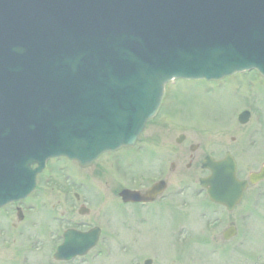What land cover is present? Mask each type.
Returning <instances> with one entry per match:
<instances>
[{"label": "water", "instance_id": "1", "mask_svg": "<svg viewBox=\"0 0 264 264\" xmlns=\"http://www.w3.org/2000/svg\"><path fill=\"white\" fill-rule=\"evenodd\" d=\"M253 69L264 77V0H0V208L32 192L48 159L86 168L133 146L168 81ZM202 167L210 199L232 209L246 187L233 160ZM162 188L119 196L146 201ZM66 234L55 258L85 254L97 237Z\"/></svg>", "mask_w": 264, "mask_h": 264}, {"label": "rangeland", "instance_id": "2", "mask_svg": "<svg viewBox=\"0 0 264 264\" xmlns=\"http://www.w3.org/2000/svg\"><path fill=\"white\" fill-rule=\"evenodd\" d=\"M243 76L238 75L220 84L210 85L203 81L177 80L166 85L167 90L163 98V104L157 115L147 124L138 138L134 151L141 148H149L147 145L150 135L159 133L160 135L156 137L161 138V142H163L161 147L165 149L173 147L177 151L185 150L188 153L190 144L198 145L199 149L194 153L197 166L205 155H211L218 159L223 156L224 151H230L237 158L236 160L243 173L247 174L258 170L264 163V140L251 148L249 152H241L237 150V146L241 147V143H244L242 139L245 137V133L264 132V81L259 80L258 75L255 73ZM247 84L253 86V89L245 88ZM244 109L251 112V117L247 124L239 125L236 117ZM231 118L232 121H230ZM181 134L185 135V141L177 145L175 140ZM232 137L235 138V142L231 141ZM149 146L154 147L152 145ZM123 154L125 158L129 157L128 152ZM107 159V156L101 157L90 168L81 170L73 162L69 163L64 159L49 161L47 165V211L49 210L50 215L54 218V221L48 227L50 228L49 245L52 238L51 247L54 245L57 233L69 224L84 222L90 223V225H100L98 219L104 224L108 216H103V214H106L107 211L117 220L120 213L119 209L122 211L130 210L114 201L117 198L115 191L119 188L137 189L139 186L135 187L129 180L136 176L135 170L141 172L147 164H141L144 161L133 162L134 169H123L125 178L119 179V182L114 184L109 175H105V177L103 175V177L98 178L93 175L99 169L100 171H106L107 168L112 167ZM177 171L169 177V179H172L169 184L170 189L172 186L175 187L176 180H188L193 189L191 194H194L195 191L194 195H197L198 179L204 176V172L200 170V167L193 166L190 171H187L182 166ZM152 172L147 174L155 173V171ZM143 182L139 183L142 184ZM114 185L117 186L115 187ZM39 191L42 192L44 190L41 188ZM39 191L33 195L35 197L31 198L30 201L35 202L38 199ZM75 193L79 195L82 201H85L89 209L88 215L80 216L77 213L76 205L73 208V196ZM168 193H165V196ZM191 194L189 193L188 195ZM96 198L102 199L103 202L96 205L94 202ZM195 206L203 207L207 206V204L200 199ZM158 207L156 206L144 214L147 215L149 223L157 224L160 230L157 238L153 236V239L148 240L135 235L138 238L137 241H134L135 238L133 236L127 239L132 233L127 231L124 233L122 231V234H120L119 231V241L114 242L115 246L109 259L108 257L103 258L100 256L87 260L86 263L75 261L71 264H132L133 254L135 255L139 252L146 254L137 256L141 260L145 258L154 259V256L150 254H156V256L164 258L174 257L176 259H168L169 261L163 264H171L172 262L174 264H193L187 260V253L194 257V264H264V183L249 190L237 209L225 214V223L213 232L215 235L212 234L213 237H218L223 229L228 227L226 224L233 222L237 231H240L241 235L245 236L244 246L233 254L230 253V250L226 251L227 249H223L224 246L221 245H216L218 248L212 249L210 247L192 246L188 252H184L181 246L172 247L168 237L169 230L163 226L167 216ZM190 208H194L192 204L191 207L189 206ZM189 211H192V209ZM210 211L214 214V216L212 215L213 220L224 215V210L214 206ZM97 212H99V215ZM197 212L198 210L196 209L194 214ZM61 217L65 219L64 222L58 221ZM131 217L134 218V216ZM182 217H187L185 211H176L170 224L180 222ZM48 219L49 214L47 212ZM110 224L112 225L109 227H116L117 230H121L122 225L119 222L111 219ZM109 229L106 228L104 230L108 231ZM136 231L139 233L140 230L137 228ZM32 240L30 242L25 239L24 243L26 246L30 242L31 254L29 251L27 253L29 262L23 263L22 261L21 263V260L15 255L17 248L14 249V247L18 243L16 238L11 236L1 237L0 234V243L2 241L5 244L8 243V246L2 245L3 242L0 244V256L2 253V261L5 260L4 264H40L37 255L41 254L38 251L42 246L34 243V241H39L40 239ZM125 240L127 244L129 240L132 241L130 243L133 246L132 249L128 247V253L131 255H125V252L120 250ZM45 242L47 244V238ZM233 243L231 249H234ZM37 247H40V249L36 250ZM177 255L180 257L177 258ZM158 261V259L157 261L154 260L152 264H160L161 262ZM135 264L141 263L135 259Z\"/></svg>", "mask_w": 264, "mask_h": 264}, {"label": "flooded vegetation", "instance_id": "3", "mask_svg": "<svg viewBox=\"0 0 264 264\" xmlns=\"http://www.w3.org/2000/svg\"><path fill=\"white\" fill-rule=\"evenodd\" d=\"M225 81L222 82L224 83ZM245 88L250 90L253 89V86L247 84ZM250 117H251V112H250ZM263 133L264 132L245 133V137L242 139L244 143H241L242 145L241 147L237 146V150L241 152L244 151L249 152L251 148H253L258 143L260 144V141L264 140ZM157 135L160 134L153 133L152 136L150 135V138L148 140L149 142L147 145L149 148H141L137 151H133L134 148L126 149L108 155L107 160H109V164L112 166L110 167L111 169L107 168L106 171L103 170L100 171L99 169L93 174L94 177L96 178L103 177V175L104 177L105 175L106 176L109 175L112 178V182L116 184L117 182H119L118 181L119 179L125 178L123 169H134L133 162L144 161L141 164H147V166L141 172L135 170L136 176L130 179L129 182H132V184H134L135 187L139 186L137 187V189H133V190L139 191L140 193L145 192L156 182L159 181L164 182L165 190L161 195L156 196L152 202L123 203L118 197V192L122 189L120 188L119 191L117 190L115 191L116 194L114 193L115 196L117 195V198H115L114 201H116L122 207L129 208L130 209L129 211H122L119 209L118 211L120 213L118 215L117 220H115L112 214H109V212L107 211L106 214L105 213L103 214V216H108L104 224L100 222V220L98 219L100 225L99 224L90 225V223H84V222H76L74 224H69L65 226L61 231H59V233H57L56 239L54 240V245L53 247H51L52 238L50 239V245H49L50 228L48 227H50L49 225L51 224V222L54 221L53 220L54 218L50 215L49 210L47 211V164H46L43 172L37 176L35 189L29 197L0 209L1 237L11 236L16 238L18 243L14 247V249L17 248L15 255L19 260H22L23 263L29 262V257H27V253L29 251L31 254V247H30L31 239L33 240L40 239L39 241H34L35 244L42 246L41 249L40 247L36 248V250L40 249L38 253L41 254L37 255L40 264H46V261L47 264H71L72 262L75 261H79L80 263H86L87 260L95 259L100 256L103 258L108 257L109 259L111 252L113 251V247L115 246L114 242L119 241V236H118L119 231L120 234H122V231L124 233L126 231L132 233L129 237H127V239H130V237L133 236L135 238L134 241H137L138 236L147 238L148 240L153 239V236L157 238V234L160 231L157 227V224L149 223L147 219V215L144 214L148 213L152 208L159 206L158 208L161 209L167 216L166 218L167 220H165L163 226L167 227L169 230L168 237L170 243L172 244V247L181 246L183 247L184 252H188L190 247L192 246L206 247V248L210 247V249H212V248H218V246L216 245H221L224 246L223 249H227L226 251L230 250L233 247L232 243L239 236V233L235 228V226L233 225V222H228L226 224L228 225V227L227 228L225 227L222 232L219 231L221 232V234H219L218 237H213V235H215V233L213 234V232L217 228H219L222 224H224L226 221L225 214H227V212L225 208L211 203L205 191L200 189L199 187H197V195H194L195 191L194 194H191V192L193 193V189L188 180H176L175 187L172 186L170 189L169 184L172 182V179H169V177L172 174H174L178 169H181L182 166L187 171H190L193 166L200 167L201 169V161L197 166L196 165L197 161L194 157V153L199 149V146L190 144L188 147V153H186L185 150L177 151L173 147L171 148L169 147L165 149L161 147L163 142H161L160 137H156ZM184 141H185V135L181 134L176 138L175 143L179 145L182 144ZM231 141L235 142V138L232 137ZM149 145H152L154 147H150ZM125 152L129 153L128 154L129 157L125 158V155L123 154ZM139 153L141 154L138 155ZM226 153L231 154L230 151H224L223 156ZM114 154H116L117 156ZM233 158L236 162L237 178L240 180H247L249 174L252 172H249L247 174L243 173V170H240L241 167L236 160L237 158H235V156H233ZM263 166L264 163L259 167L258 170H260ZM152 171H155V173L151 175L147 174L148 172L153 173ZM204 172L206 173L204 176L208 175L207 171ZM141 181L144 182L140 184L139 182ZM262 183H264V180L254 185L248 183L247 189L244 191L241 201L244 199L246 193L249 190L259 187V185H261ZM114 186L116 187L117 185ZM41 188H43L44 191L42 192L39 191ZM38 191L40 193L39 196L37 197L38 199L36 198L37 200L35 202L30 201L31 198L35 197L33 195ZM167 192L169 193L167 196H165V193ZM189 193L191 195H188ZM73 198H74V204L72 203L73 208H75L76 205L77 213L78 214L86 213L85 215H88L89 209L87 208L85 201H82V199L76 195H74ZM200 199L204 200L207 206L196 207L195 204ZM94 202L96 205H98L99 203L101 204L103 200L100 198L99 199L96 198ZM191 204L193 205L194 208H190L192 209V211H189L190 210L189 206L191 207ZM213 206L215 208H220L224 210V215H221L219 218L213 220L214 214L212 211H210L211 208L213 209ZM196 209L198 210V212L194 214ZM176 211H181V212L185 211L187 217L180 218L181 221L178 223L174 222L170 224L171 219L173 218ZM47 212L49 214L48 220H47ZM97 214L99 215V212H97ZM85 215H80V216H85ZM131 216H134V218H132ZM111 219L112 221L119 222L123 228L121 227V230H117L116 227L114 228L109 227L110 225H112L110 224ZM58 221L64 222L65 219H62L61 217L60 219H58ZM92 228H97L98 230V241L96 246L92 250H90L85 256L77 257L70 261H58L53 258V254L57 246L61 244L63 241V233L66 230L73 229L79 232H87ZM106 228H110V229L108 231H105L104 229ZM137 228L140 230L139 233L136 231ZM228 232H231L232 234L230 235V233ZM135 235L138 236L136 237ZM46 238H47V244L45 242ZM25 239L30 241L26 244V246L24 244ZM2 242L0 244H2ZM126 242L127 241L125 240V242L121 245L122 248H120V250L125 252V255H129L130 253H128V247L132 249L133 246H131L130 244L132 241L129 240L128 244ZM7 244L8 243L5 244L3 242L2 245H7ZM139 254H143V253L139 252L136 253L135 255L133 254L132 264H135V259L141 264H152L153 261L154 260L157 261V259L159 260L158 262H161L160 264L167 263L169 261L168 259L171 258L176 260L174 257L164 258V257L156 256V254H150L154 256V259L145 258L141 260V258L137 257ZM176 257L179 258L180 256L177 255ZM187 260L194 264V257L190 256L188 253H187ZM171 264L174 263L172 262Z\"/></svg>", "mask_w": 264, "mask_h": 264}]
</instances>
